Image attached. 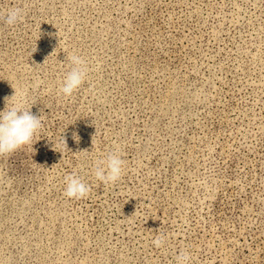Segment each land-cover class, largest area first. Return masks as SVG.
<instances>
[{
    "label": "rangeland",
    "instance_id": "1",
    "mask_svg": "<svg viewBox=\"0 0 264 264\" xmlns=\"http://www.w3.org/2000/svg\"><path fill=\"white\" fill-rule=\"evenodd\" d=\"M9 7L25 15L0 23V111L15 92L43 127L0 156V264H264V0ZM72 53L89 71L64 98ZM117 148L106 185L92 170ZM72 173L88 197L63 195Z\"/></svg>",
    "mask_w": 264,
    "mask_h": 264
},
{
    "label": "clouds",
    "instance_id": "2",
    "mask_svg": "<svg viewBox=\"0 0 264 264\" xmlns=\"http://www.w3.org/2000/svg\"><path fill=\"white\" fill-rule=\"evenodd\" d=\"M24 15L23 8L9 7L0 12V23L14 27L23 22ZM67 60L69 71L64 75L57 89V94L64 98H70L81 88L89 71L87 62L82 56L72 53L69 54ZM5 105V109L0 111V156L11 155L24 146L31 145L34 137L43 127L41 115L37 116L30 109L22 108L16 102L15 92L10 98H5ZM61 143L67 149L66 140L63 137ZM81 152L87 153L88 151ZM125 167L126 161L122 158L119 148H117L116 151L108 154L103 159L97 160L92 171L96 180L106 185H114L122 178ZM64 182L63 195L69 199H83L91 193V187L75 173L66 175ZM152 243L156 248H162L166 243V238L157 236ZM190 259L191 255L187 251H181L176 257L177 264H189Z\"/></svg>",
    "mask_w": 264,
    "mask_h": 264
}]
</instances>
